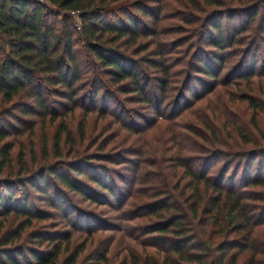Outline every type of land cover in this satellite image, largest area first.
I'll list each match as a JSON object with an SVG mask.
<instances>
[{
  "label": "trees",
  "instance_id": "obj_1",
  "mask_svg": "<svg viewBox=\"0 0 264 264\" xmlns=\"http://www.w3.org/2000/svg\"><path fill=\"white\" fill-rule=\"evenodd\" d=\"M46 1L0 0V264H264V0Z\"/></svg>",
  "mask_w": 264,
  "mask_h": 264
},
{
  "label": "rangeland",
  "instance_id": "obj_2",
  "mask_svg": "<svg viewBox=\"0 0 264 264\" xmlns=\"http://www.w3.org/2000/svg\"><path fill=\"white\" fill-rule=\"evenodd\" d=\"M75 20H76V22H77V24L79 23V21H78V19L77 18H75ZM228 70V68H226L225 70H223V72H222V74H225L226 73V71ZM215 100H212V101H210V103H213ZM261 127L264 129V117L262 118V120H261ZM234 144H236V145H238L237 143H234ZM117 249V248H116ZM115 249V250H116ZM111 257H112V259H111V264H114V263H116V259H115V257H114V253L112 252L111 253ZM120 260V259H119Z\"/></svg>",
  "mask_w": 264,
  "mask_h": 264
},
{
  "label": "built area",
  "instance_id": "obj_3",
  "mask_svg": "<svg viewBox=\"0 0 264 264\" xmlns=\"http://www.w3.org/2000/svg\"><path fill=\"white\" fill-rule=\"evenodd\" d=\"M32 1L40 2V3H47L46 0H32Z\"/></svg>",
  "mask_w": 264,
  "mask_h": 264
}]
</instances>
